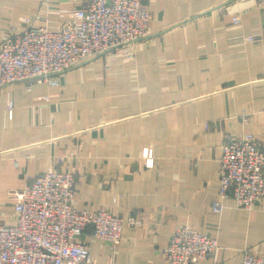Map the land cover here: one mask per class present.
<instances>
[{
	"label": "crops",
	"instance_id": "obj_1",
	"mask_svg": "<svg viewBox=\"0 0 264 264\" xmlns=\"http://www.w3.org/2000/svg\"><path fill=\"white\" fill-rule=\"evenodd\" d=\"M87 1L0 0V44L31 26L57 29ZM147 6L151 33L130 52L71 68L58 86L0 88V222L16 221L10 191L63 157L60 166L76 171L77 208L140 219L126 221L115 250L88 225L79 240L96 263L166 264L163 249L188 224L220 243L195 264H238L245 249L264 253V203L246 210L229 196L222 211L211 205L224 134L264 139V2Z\"/></svg>",
	"mask_w": 264,
	"mask_h": 264
},
{
	"label": "built area",
	"instance_id": "obj_2",
	"mask_svg": "<svg viewBox=\"0 0 264 264\" xmlns=\"http://www.w3.org/2000/svg\"><path fill=\"white\" fill-rule=\"evenodd\" d=\"M152 18L147 0H88L57 29L31 26L19 34H9L0 44V88L17 82L58 86L60 75L71 68L115 49L130 52L151 33ZM233 20L240 23L241 18L235 15ZM8 109L13 111L12 101ZM62 162L63 157H58L54 166L10 191L16 199V221L0 222V264H98L79 240L88 225L115 250L126 221L140 224L137 216L126 220L107 208H77L76 171L62 168ZM152 165L153 159H149L148 166ZM219 183L213 211L225 209L229 196L241 209L262 205L264 139L252 133L239 137L224 134ZM219 245L217 237L182 224L176 227L163 254L166 264H195L212 256ZM238 264H264V253L245 249Z\"/></svg>",
	"mask_w": 264,
	"mask_h": 264
}]
</instances>
